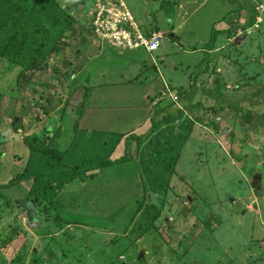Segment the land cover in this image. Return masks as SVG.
<instances>
[{
	"label": "rangeland",
	"instance_id": "rangeland-1",
	"mask_svg": "<svg viewBox=\"0 0 264 264\" xmlns=\"http://www.w3.org/2000/svg\"><path fill=\"white\" fill-rule=\"evenodd\" d=\"M123 1L157 50L0 0V264H264V0Z\"/></svg>",
	"mask_w": 264,
	"mask_h": 264
},
{
	"label": "built area",
	"instance_id": "built-area-1",
	"mask_svg": "<svg viewBox=\"0 0 264 264\" xmlns=\"http://www.w3.org/2000/svg\"><path fill=\"white\" fill-rule=\"evenodd\" d=\"M123 0H94L93 10L91 11L90 23L93 31L101 35L102 42L121 48L126 47L133 49L143 45L146 52L157 50L160 44V36L154 33L150 38L142 35L132 26V18L128 12L129 8ZM133 29L137 32L132 39Z\"/></svg>",
	"mask_w": 264,
	"mask_h": 264
},
{
	"label": "trees",
	"instance_id": "trees-1",
	"mask_svg": "<svg viewBox=\"0 0 264 264\" xmlns=\"http://www.w3.org/2000/svg\"><path fill=\"white\" fill-rule=\"evenodd\" d=\"M40 6L45 7V10L47 12L44 13V14H45L46 17H48V20H50V22H51L52 25H57V27H55L56 29H60L62 31H64V30L65 31L66 30L68 31V30L74 29V27H75V24H74L75 21H74V18L71 16V14H69L70 13L68 11L69 10V7H67L64 12H61V11L54 12L53 10L51 12V11H49L50 10L49 9L50 4H46L45 5V4L40 3ZM91 14L88 15V16H91ZM4 20L8 21L9 20L8 16H4L3 18L0 19V26H2V22ZM237 29H243V30L246 29L245 25H242V24L239 25L238 24V18H237V20L235 22L231 23V26H230L229 30H227L226 32L224 30H218V29H216L214 31V34H213L214 35L213 39H215V37L218 36L219 34H227V35H229L228 34L229 32H232V31L234 32ZM22 39L23 38L20 37L19 38V41H21ZM36 49H37V46L34 47V50L35 51H36ZM162 101L163 100H159L158 102H156L154 114L150 118V124H151L150 125L151 126L150 128H152L153 130L155 128L159 127L161 124H164L165 122H167L170 119H172V117L170 116V114L167 111V106H169V105H166V107H163L162 108V104H163ZM192 107H193L192 105L191 106H187L186 109L191 110ZM182 112L183 111L178 110L176 117L174 116L173 118H179V117H181L182 116ZM30 175H31L30 173H28L27 171H25L21 175V178L22 179H28L30 177Z\"/></svg>",
	"mask_w": 264,
	"mask_h": 264
},
{
	"label": "water",
	"instance_id": "water-1",
	"mask_svg": "<svg viewBox=\"0 0 264 264\" xmlns=\"http://www.w3.org/2000/svg\"><path fill=\"white\" fill-rule=\"evenodd\" d=\"M20 206L25 209L28 220L32 221L34 219V212H35V208L33 204L30 201L23 199L20 201ZM142 255L143 252L140 253V256Z\"/></svg>",
	"mask_w": 264,
	"mask_h": 264
},
{
	"label": "crops",
	"instance_id": "crops-1",
	"mask_svg": "<svg viewBox=\"0 0 264 264\" xmlns=\"http://www.w3.org/2000/svg\"><path fill=\"white\" fill-rule=\"evenodd\" d=\"M256 21H258V16H257V19H256ZM236 31V30H235ZM235 31L233 32L234 33V36H235ZM241 31V30H240ZM233 36V35H232ZM235 40V42H234V44L233 45H235V44H237V42H238V40H236L235 38L234 39H231V37H229V38H227L226 39V41L227 40ZM103 43V42H102ZM109 47L111 48H115V47H113V46H111L110 44H109ZM115 49H117L118 51H121V49H118V48H115ZM216 49H217V47H216ZM145 51V50H144ZM153 61H155V60H153ZM121 83V82H120ZM122 85H126V84H123V83H121ZM123 88H126V86L125 87H123ZM129 90H132V88H130ZM123 92H126V91H123ZM119 93V92H118ZM121 97H122V94H121ZM154 107H155V105H154ZM127 115V114H126ZM128 116V115H127ZM130 117V116H129ZM123 119H125V117L123 118ZM127 119V118H126Z\"/></svg>",
	"mask_w": 264,
	"mask_h": 264
},
{
	"label": "bare ground",
	"instance_id": "bare-ground-1",
	"mask_svg": "<svg viewBox=\"0 0 264 264\" xmlns=\"http://www.w3.org/2000/svg\"><path fill=\"white\" fill-rule=\"evenodd\" d=\"M249 111V110H248ZM250 112V111H249Z\"/></svg>",
	"mask_w": 264,
	"mask_h": 264
},
{
	"label": "clouds",
	"instance_id": "clouds-1",
	"mask_svg": "<svg viewBox=\"0 0 264 264\" xmlns=\"http://www.w3.org/2000/svg\"><path fill=\"white\" fill-rule=\"evenodd\" d=\"M155 62V61H154Z\"/></svg>",
	"mask_w": 264,
	"mask_h": 264
}]
</instances>
